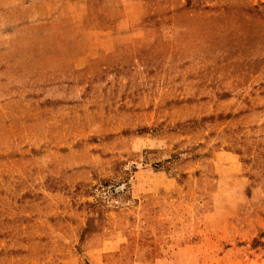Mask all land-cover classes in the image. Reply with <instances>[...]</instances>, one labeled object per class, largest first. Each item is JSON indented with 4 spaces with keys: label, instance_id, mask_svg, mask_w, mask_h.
<instances>
[{
    "label": "rangeland",
    "instance_id": "1",
    "mask_svg": "<svg viewBox=\"0 0 264 264\" xmlns=\"http://www.w3.org/2000/svg\"><path fill=\"white\" fill-rule=\"evenodd\" d=\"M86 1L0 0V264H264V0Z\"/></svg>",
    "mask_w": 264,
    "mask_h": 264
},
{
    "label": "crops",
    "instance_id": "2",
    "mask_svg": "<svg viewBox=\"0 0 264 264\" xmlns=\"http://www.w3.org/2000/svg\"><path fill=\"white\" fill-rule=\"evenodd\" d=\"M63 10L68 17L83 16L89 11V6L86 0H63ZM30 13V19L37 23L39 14L35 10Z\"/></svg>",
    "mask_w": 264,
    "mask_h": 264
}]
</instances>
